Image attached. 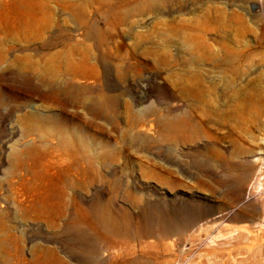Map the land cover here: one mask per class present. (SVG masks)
Wrapping results in <instances>:
<instances>
[{
	"label": "rangeland",
	"instance_id": "374dc122",
	"mask_svg": "<svg viewBox=\"0 0 264 264\" xmlns=\"http://www.w3.org/2000/svg\"><path fill=\"white\" fill-rule=\"evenodd\" d=\"M148 2L0 0V264H79L94 217L101 264H264V0Z\"/></svg>",
	"mask_w": 264,
	"mask_h": 264
},
{
	"label": "bare ground",
	"instance_id": "6f19581e",
	"mask_svg": "<svg viewBox=\"0 0 264 264\" xmlns=\"http://www.w3.org/2000/svg\"><path fill=\"white\" fill-rule=\"evenodd\" d=\"M162 3H163V0H149L148 6H149L150 9H154V8L159 7ZM97 32H98L97 31V28H95L94 26H92L89 29V31L86 33V37L95 36ZM68 68L69 69L70 68L73 69L76 74H81V73H84V72L86 73L85 70H87V69L90 71V73H93L94 72V67L93 66H90L88 64L87 59L84 60L81 63H77V64L76 63H71ZM49 88L51 89L52 87H49ZM38 89H39L38 87H33V90H35L36 92L38 91ZM70 89L67 92H63V94L65 93V95H67L68 97H70V93H71L70 92L71 91ZM73 91H74V88H73ZM51 92H49V93L51 94ZM60 92L61 91H59L58 94H60ZM75 93H77V92H75ZM61 95H62V93H61ZM44 97H46V96H44ZM66 99H67V97H66ZM66 99H65V101H66ZM80 99H81V97H80ZM103 101L105 102V99ZM103 101L101 99L99 102L92 103V105H91V107H92L91 108V111H92L93 114H96V115H99V116H102V117L108 115V112L106 110V107H105V104H104ZM65 106H66V104H65ZM29 117L30 118H36V120H38L37 118H39L40 116L34 110V111H31V113L29 114ZM49 118H51L53 120L55 119L54 116H49ZM178 123H179V119L177 117H175V116H167V117H164L163 120H162V124L165 125V127L169 130L168 131L166 129L167 130V133L169 132L170 135H173L172 132H175L176 133V130H177V127H178L177 126ZM69 129H71V128L69 127ZM65 131H67V130H65ZM81 132L82 131H80L78 133H81ZM172 137H174V136H172ZM165 138H166V135H165ZM188 140H192V138L189 137ZM23 156H25L26 158H28V160L30 161L31 169L34 171V173H35L36 176H40V173H39V171H40L39 169L40 168L47 169V168H49L51 166V160H50V158L47 156V154L45 152L39 150L36 146H31V147L26 148V150L23 152ZM49 185L50 186H48V188L46 189V193L37 200L38 206H36V207H37V209L40 210V212H43V211L44 212H49L51 214V217L53 218L52 223L55 222V221H57V220H59L61 222V220L65 217V213H66V202H65L66 187L65 186H61V185H58L57 182H55V181H51ZM246 198L248 200L249 197L246 196ZM100 222H99V220L96 217H94L93 219H90V220H87V221H83L81 223V225L86 226L87 228H89L95 237L89 243L87 242V244H89L88 245L89 246V248H88V251L89 252H88V255L87 256H85L83 258H80V259H78V258L77 259L76 258H72V259H75L77 262L79 261L78 262L79 264H101L100 263V259L101 258H99V254L101 253V251L97 247V243H98L97 242V239L100 238V235H101V233H100V231H101L100 224L101 223ZM104 225H105V227L107 229L112 230L114 232H116L118 230V224L115 221H107V220L105 221L104 220ZM74 231H75L76 234L79 235V233H80L79 230L75 229ZM256 237H257V234H252V233L249 234V239L251 240V244L255 245L257 243ZM48 252L51 254V259H49V260H46V259L44 260L43 259V261H38L36 264H65V262L63 261V259L59 256V254L63 252L61 249H59L58 247H57V249L56 248H53V247H48ZM102 254H103V251H102ZM254 256H256V255H254ZM197 258L199 259V257H197ZM198 262H196V263H198ZM190 263H191V261H190ZM237 263L238 264H242L241 262H237Z\"/></svg>",
	"mask_w": 264,
	"mask_h": 264
}]
</instances>
